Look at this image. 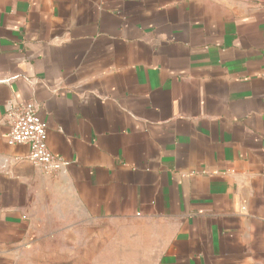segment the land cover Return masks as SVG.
<instances>
[{
	"label": "crops",
	"instance_id": "0c3cea01",
	"mask_svg": "<svg viewBox=\"0 0 264 264\" xmlns=\"http://www.w3.org/2000/svg\"><path fill=\"white\" fill-rule=\"evenodd\" d=\"M0 264H264V0H0Z\"/></svg>",
	"mask_w": 264,
	"mask_h": 264
},
{
	"label": "built area",
	"instance_id": "2783aa9c",
	"mask_svg": "<svg viewBox=\"0 0 264 264\" xmlns=\"http://www.w3.org/2000/svg\"><path fill=\"white\" fill-rule=\"evenodd\" d=\"M3 120L8 128L9 142L28 144V159L40 172L55 177L64 171L67 162L49 149L46 141L47 126L38 115V104L35 100L26 103L10 100Z\"/></svg>",
	"mask_w": 264,
	"mask_h": 264
}]
</instances>
